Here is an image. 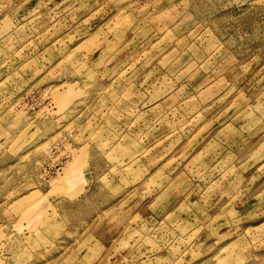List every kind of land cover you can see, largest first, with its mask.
<instances>
[{"label":"rangeland","instance_id":"obj_1","mask_svg":"<svg viewBox=\"0 0 264 264\" xmlns=\"http://www.w3.org/2000/svg\"><path fill=\"white\" fill-rule=\"evenodd\" d=\"M0 264H264V0H0Z\"/></svg>","mask_w":264,"mask_h":264},{"label":"bare ground","instance_id":"obj_2","mask_svg":"<svg viewBox=\"0 0 264 264\" xmlns=\"http://www.w3.org/2000/svg\"><path fill=\"white\" fill-rule=\"evenodd\" d=\"M69 174V173H68ZM68 174H67V176H68ZM70 175V177H72L73 175L72 174H69Z\"/></svg>","mask_w":264,"mask_h":264}]
</instances>
